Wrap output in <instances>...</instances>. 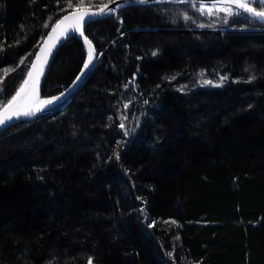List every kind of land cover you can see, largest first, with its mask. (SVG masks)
<instances>
[{
    "label": "trees",
    "instance_id": "obj_1",
    "mask_svg": "<svg viewBox=\"0 0 264 264\" xmlns=\"http://www.w3.org/2000/svg\"><path fill=\"white\" fill-rule=\"evenodd\" d=\"M192 3L94 19L86 35L103 55L81 86L0 132V264H264V23L219 25ZM67 4L0 0V100ZM86 58L78 35L66 40L41 97L65 91Z\"/></svg>",
    "mask_w": 264,
    "mask_h": 264
},
{
    "label": "snow or ice",
    "instance_id": "obj_2",
    "mask_svg": "<svg viewBox=\"0 0 264 264\" xmlns=\"http://www.w3.org/2000/svg\"><path fill=\"white\" fill-rule=\"evenodd\" d=\"M149 2H151V0H122V2L121 0H101V3L95 6V10H93L91 4L85 6V0H78L75 5H73L72 0H68L67 6L70 8L74 7V11L69 15H65L62 19H59L51 28L47 37L41 38L42 45H37L38 51L34 60L30 61L28 64H25L27 57H23L19 60V64L25 66L26 71L24 75L26 78L23 79L18 90L15 91V94L12 95L10 99L0 100V127L14 119L33 117L44 109L51 110L56 106V102L60 101L61 97L65 96L64 92L50 98H42L40 94V82L48 66L49 57H51L53 49L56 48L58 42H61L62 38L68 39L78 35V37L83 38L84 44L88 46L87 59L83 62L81 71L73 81V86H75L81 80V77L85 75V70H89V66L93 65L94 59L97 58L94 53L92 41L84 34V24L86 22H92L97 16L115 14L120 7L128 4H145ZM179 2L185 3L191 2V0H179ZM113 4L116 5V7H110V5ZM192 6L196 7V4L192 3ZM197 10L202 15L209 17H219L220 13H223L224 23L226 24L230 17L239 16L241 13L247 14L250 19L264 22V0H212L210 6L201 3ZM183 19L187 21L191 19V17L185 13ZM198 26L201 28L205 27L204 24ZM44 27L47 28L48 24H45ZM156 54V52L152 53L153 56ZM29 55H31V53H29ZM99 55H103V53H99ZM8 71H14V69H5V75ZM171 79H175V77L173 76ZM224 79H226V77H220L221 83ZM0 83H2V80H0ZM201 83L204 85H212L213 81L202 79ZM215 86L220 85L217 84ZM125 87H127V85H125ZM181 90L183 89L181 88ZM145 103H147V101H145ZM124 108H128V104H124ZM123 119H127V117L125 116ZM119 127L121 129L125 128L123 120ZM115 155L116 158L119 159L118 153H115ZM165 223H168V221H165ZM171 223L175 224L176 221L173 220ZM149 226H154V222H150ZM88 264H92L91 259H89Z\"/></svg>",
    "mask_w": 264,
    "mask_h": 264
},
{
    "label": "water",
    "instance_id": "obj_3",
    "mask_svg": "<svg viewBox=\"0 0 264 264\" xmlns=\"http://www.w3.org/2000/svg\"><path fill=\"white\" fill-rule=\"evenodd\" d=\"M158 1H161V0H151V2H158ZM192 2H195V3H198V4H201V3H205V4H208V5H210L211 4V2H212V0H191ZM121 2H122V0H121ZM150 3V2H149ZM129 5V4H128ZM127 6V5H126ZM110 7H116V5H110ZM123 7H125V6H123ZM123 7H120L119 9H118V11L120 10V9H122ZM93 10H95V8H93ZM74 10H72V11H69V12H67L66 14H64L63 16H61L59 19H62L65 15H69L70 13H72ZM117 11V12H118ZM116 12V13H117ZM102 16H104V15H101V16H97L95 19H97V18H100V17H102ZM58 19V20H59ZM264 23V22H263ZM89 24V22H86L85 24H84V34L86 35V27H87V25ZM55 25V24H54ZM51 31V30H50ZM49 31V32H50ZM48 35V34H47ZM87 36V35H86ZM47 37V36H46ZM88 37V36H87ZM69 39V38H68ZM68 39H63L62 38V40H61V42H58L57 43V45H56V48L55 49H53V51H52V55H51V57H49V61H48V66H47V68H46V70H45V74H44V76L41 78V82H40V94H41V89H42V85H43V83H44V80H45V78H46V76H47V73L49 72V69H50V67H51V65H52V63H53V61H54V58H55V56H56V54L58 53V51H59V49H60V47L64 44V42L66 41V40H68ZM80 39L83 41V38H81L80 37ZM88 39L89 40H91L89 37H88ZM92 41V40H91ZM41 45H42V43H41ZM86 46V48H87V52H88V46L87 45H85ZM92 46H93V49H94V53L96 54V57L97 58H95L94 59V61H93V65H90L89 66V70H85V75L83 76V77H81V80L75 85V86H73V83L65 90V91H63L64 93H65V96L64 97H61V100L60 101H57L56 102V106L55 107H53L51 110H48V109H44V110H42L41 112H38L35 116H33V117H27V118H25V117H22V118H20V119H14L13 121H11V122H7L4 126H2V127H0V132L1 131H3V130H5L6 128H8L9 126H11V125H13V124H15V123H17V122H19V121H22V120H26V119H30V118H34V117H37V116H39V115H43V114H47V113H49V112H51V111H53V110H55V109H57L58 107H60L63 103H65L69 98H70V96L81 86V84L85 81V79L87 78V76L89 75V73L92 71V69L94 68V66H95V64L97 63V61H98V59H99V53H98V51H97V49H96V47H95V45H94V43L92 42ZM35 58V57H34ZM87 59V58H86ZM34 60V59H33ZM60 95V94H59ZM58 96V95H57Z\"/></svg>",
    "mask_w": 264,
    "mask_h": 264
},
{
    "label": "rangeland",
    "instance_id": "obj_4",
    "mask_svg": "<svg viewBox=\"0 0 264 264\" xmlns=\"http://www.w3.org/2000/svg\"><path fill=\"white\" fill-rule=\"evenodd\" d=\"M210 6V5H209ZM199 8V6L196 8V9H198ZM204 16H206V15H204ZM208 19H210L211 21H215V22H217L219 25H227L226 23H224V19H223V17H224V14L223 13H220V15H219V17H216V16H212V17H209V16H206ZM232 17H230L229 18V20L231 19ZM229 20H228V22H229ZM207 22H204L203 24H206ZM227 27H229V26H227ZM226 28V27H225ZM200 76H202V74L200 75ZM201 79H200V81H202V79H207V78H204V77H200ZM207 80H210V79H207ZM213 81V80H212ZM224 82V81H223ZM222 82V83H223ZM201 83V82H200ZM221 83V81H213V84L212 85H204V84H202V86H211V87H214L215 85H217V84H222ZM109 250H110V252L112 253V254H116V255H120V256H122V255H124V253H125V247L124 246H122V245H119L118 243H112V242H109Z\"/></svg>",
    "mask_w": 264,
    "mask_h": 264
}]
</instances>
